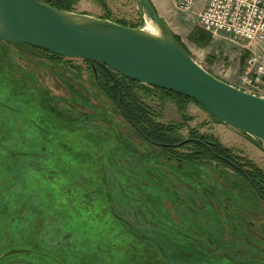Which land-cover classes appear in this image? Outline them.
<instances>
[{
  "label": "rangeland",
  "instance_id": "rangeland-1",
  "mask_svg": "<svg viewBox=\"0 0 264 264\" xmlns=\"http://www.w3.org/2000/svg\"><path fill=\"white\" fill-rule=\"evenodd\" d=\"M105 1L104 9L80 0L74 11L154 30L137 0ZM174 23L196 62L239 87L230 75L247 56L244 41L210 35L200 46L197 23ZM0 48L12 70L0 66V264H136L134 238L118 218L167 236L169 264H264V201L242 174L215 161L167 159L130 129L82 59L64 64L23 44ZM190 103L184 137L191 128L213 134L264 170L261 145ZM162 119L184 122L170 102ZM158 251L155 260L165 262L170 253Z\"/></svg>",
  "mask_w": 264,
  "mask_h": 264
},
{
  "label": "water",
  "instance_id": "water-1",
  "mask_svg": "<svg viewBox=\"0 0 264 264\" xmlns=\"http://www.w3.org/2000/svg\"><path fill=\"white\" fill-rule=\"evenodd\" d=\"M154 30L67 11L38 0H0V40L87 60L121 77L192 98L220 123L249 135L264 150V97L248 93L196 62L151 0H137Z\"/></svg>",
  "mask_w": 264,
  "mask_h": 264
},
{
  "label": "trees",
  "instance_id": "trees-1",
  "mask_svg": "<svg viewBox=\"0 0 264 264\" xmlns=\"http://www.w3.org/2000/svg\"><path fill=\"white\" fill-rule=\"evenodd\" d=\"M38 1L58 9L74 11L75 5L80 0ZM92 1L100 5L101 8H106L105 0ZM140 9V14L143 15L144 12L141 6ZM102 18L115 21L124 26L134 28L142 27V21L138 23H132L107 16ZM198 31L199 36L197 39H195V41L200 46L207 45L211 41L210 34L205 33L202 30ZM173 36L182 46V48L189 54L176 35L173 34ZM4 44L10 43L0 40V45H3V48ZM26 46L36 52H40L46 58H49L52 61H65L66 64L67 61H70L69 59L59 57L41 48L30 45ZM3 55L4 52L2 54L0 48V66H4L6 69L5 71L8 72L7 74L10 75V71L12 70L7 68V63L6 60H4ZM83 61L88 67H90L93 77V85L95 83L97 89H99L102 94H104L115 104L119 115H121V117L132 129H134V132L140 138L145 139L149 143H152L163 150H167L169 152L167 154V159L178 162L189 161L193 163L196 160H200L202 162L215 161L217 164L221 163L225 167L242 174L249 181L251 187L254 189L257 195L264 201V170L257 163L242 155L241 152L234 151L231 148L224 146L213 134L200 133L198 130L191 128L186 137L182 135L181 130L186 127L185 120L188 121L190 119L189 117H186V107L190 102L196 103L192 98L179 92L169 91L158 87L148 86L133 80H128L124 77H121L117 73H109L106 69L97 64H94L93 68L89 61ZM65 62L63 63L65 64ZM13 70L15 72L16 69ZM65 70H69V68L65 66ZM146 100H149L153 103H158L157 105H150L146 102ZM166 102H170L176 106V109L184 119V122H165L162 119V111ZM183 149H188V151L182 153L181 150ZM115 219L116 218H114V221L117 222ZM118 219L122 221L121 224H118V227L122 228L123 230L127 229L130 231L134 238L130 240V243H128L130 250L138 254V259H135L133 258L134 253H130L129 259H131L133 263L136 261L138 262L136 264H142V262L145 264L170 263L171 258H173L175 254L171 252L170 249L164 244V238L170 240L167 236L154 235L152 231L147 232L142 228L139 230L132 224V222H125L121 218ZM160 239L162 240V243ZM144 241L148 243L147 246L149 248L144 249L146 248L143 246ZM142 250L145 251L143 255ZM158 250H162L165 255L170 253L171 257L168 256V261L166 260L167 262L165 261L161 263L159 260H155V257L159 258V256L156 254H159ZM177 258L181 257H175V259ZM149 260H151V262Z\"/></svg>",
  "mask_w": 264,
  "mask_h": 264
},
{
  "label": "built area",
  "instance_id": "built-area-1",
  "mask_svg": "<svg viewBox=\"0 0 264 264\" xmlns=\"http://www.w3.org/2000/svg\"><path fill=\"white\" fill-rule=\"evenodd\" d=\"M197 0H179L176 8L192 13ZM197 25L211 36L244 41L247 56L239 72L240 89L264 97V0H202ZM245 55V52L244 54Z\"/></svg>",
  "mask_w": 264,
  "mask_h": 264
},
{
  "label": "crops",
  "instance_id": "crops-1",
  "mask_svg": "<svg viewBox=\"0 0 264 264\" xmlns=\"http://www.w3.org/2000/svg\"><path fill=\"white\" fill-rule=\"evenodd\" d=\"M179 0H151L154 8L156 9L157 13L159 14V16L162 18V20L165 22V24L168 26V28L170 29V31L177 36V32L173 29V27L171 26V24L176 26V23H174V21L176 20L177 16H182V19L184 21H188V23L192 22V23H197V16L196 13L197 11L200 9L201 5L203 4L202 0H197L196 4L194 6V9L192 11V13L190 14H185L180 12L177 8H176V3ZM86 14V13H83ZM87 15H92V14H87ZM112 17H114L115 19H117L114 15H112ZM193 19L195 20V22L193 21ZM225 66V64L223 65V67ZM229 67V66H228ZM226 69V68H225ZM229 70L230 69H226ZM209 71V70H208ZM210 72V71H209ZM212 75H214L212 72H210ZM216 77H218L217 75H214ZM219 79H222L220 77H218ZM230 78H233L235 80H238L239 82V75H230ZM223 80V79H222ZM226 81V80H223ZM228 82V81H226ZM228 83L232 84L233 82L229 81ZM233 85V84H232ZM236 86V85H234ZM237 87V86H236ZM191 104V103H190ZM194 104V103H193Z\"/></svg>",
  "mask_w": 264,
  "mask_h": 264
},
{
  "label": "flooded vegetation",
  "instance_id": "flooded-vegetation-1",
  "mask_svg": "<svg viewBox=\"0 0 264 264\" xmlns=\"http://www.w3.org/2000/svg\"><path fill=\"white\" fill-rule=\"evenodd\" d=\"M126 122V121H125ZM128 125V124H127ZM129 126V125H128ZM130 127V126H129ZM130 129L134 132V129H132L131 127H130ZM139 137V136H138ZM140 138V137H139Z\"/></svg>",
  "mask_w": 264,
  "mask_h": 264
},
{
  "label": "bare ground",
  "instance_id": "bare-ground-1",
  "mask_svg": "<svg viewBox=\"0 0 264 264\" xmlns=\"http://www.w3.org/2000/svg\"><path fill=\"white\" fill-rule=\"evenodd\" d=\"M148 29V28H147ZM148 30H150V29H148Z\"/></svg>",
  "mask_w": 264,
  "mask_h": 264
}]
</instances>
